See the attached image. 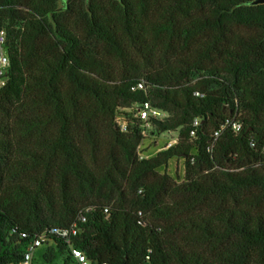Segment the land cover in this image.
<instances>
[{"label": "trees", "instance_id": "16d2710c", "mask_svg": "<svg viewBox=\"0 0 264 264\" xmlns=\"http://www.w3.org/2000/svg\"><path fill=\"white\" fill-rule=\"evenodd\" d=\"M253 1L0 0V264L74 226L47 235L43 264H81L72 248L91 264H264V5ZM144 103L165 113L147 136L178 143L140 160L148 137L116 117ZM229 118L241 132L223 128Z\"/></svg>", "mask_w": 264, "mask_h": 264}, {"label": "built area", "instance_id": "2783aa9c", "mask_svg": "<svg viewBox=\"0 0 264 264\" xmlns=\"http://www.w3.org/2000/svg\"><path fill=\"white\" fill-rule=\"evenodd\" d=\"M10 69V57L8 54V34L6 30H0V91L3 90L9 81L8 73ZM145 84L139 83L133 90H144ZM165 116V113L157 108H154L150 103H144L143 105H136L130 108L121 109L116 117V123L123 133H130L134 126H138L141 129L142 135L147 138L148 130L151 129L155 120H161ZM196 127L199 126V120L194 123ZM231 128L235 133L241 132L243 128L242 122L236 118L227 119L224 127ZM172 134V133H169ZM219 136V133H216ZM144 142L138 148V157L140 160L149 158L146 152H144ZM178 143V137H170L163 148L158 151L166 150ZM85 221V218H81ZM78 229L76 226L70 230H63L59 228H52L42 235L34 237L27 245L23 259L19 264H35V255L38 249H40L45 242L47 235H59L69 238L71 235H76ZM74 255L79 259L81 264H91L90 261L80 251L72 248Z\"/></svg>", "mask_w": 264, "mask_h": 264}, {"label": "rangeland", "instance_id": "374dc122", "mask_svg": "<svg viewBox=\"0 0 264 264\" xmlns=\"http://www.w3.org/2000/svg\"><path fill=\"white\" fill-rule=\"evenodd\" d=\"M170 137H177L176 133L172 134H164L162 136H149L144 143V152L147 153L148 156H154L158 149L162 148L165 143L168 141ZM169 173L174 176L176 179H180L184 177V163L181 159H173L170 162ZM39 252H36L35 257L39 260L38 257ZM35 264H43L40 260ZM56 264H61L60 260L56 261Z\"/></svg>", "mask_w": 264, "mask_h": 264}, {"label": "water", "instance_id": "95a60500", "mask_svg": "<svg viewBox=\"0 0 264 264\" xmlns=\"http://www.w3.org/2000/svg\"><path fill=\"white\" fill-rule=\"evenodd\" d=\"M250 4L253 5V6L264 5V0H255V1L251 2Z\"/></svg>", "mask_w": 264, "mask_h": 264}]
</instances>
